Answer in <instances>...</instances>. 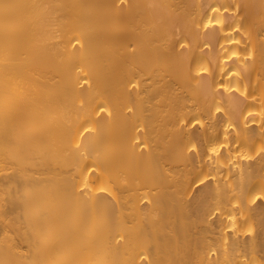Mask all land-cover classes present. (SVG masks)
Returning a JSON list of instances; mask_svg holds the SVG:
<instances>
[{"label":"bare ground","instance_id":"bare-ground-1","mask_svg":"<svg viewBox=\"0 0 264 264\" xmlns=\"http://www.w3.org/2000/svg\"><path fill=\"white\" fill-rule=\"evenodd\" d=\"M0 264H264V0H0Z\"/></svg>","mask_w":264,"mask_h":264}]
</instances>
